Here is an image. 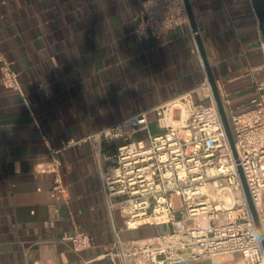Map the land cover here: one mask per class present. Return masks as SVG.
<instances>
[{
	"label": "crops",
	"instance_id": "1",
	"mask_svg": "<svg viewBox=\"0 0 264 264\" xmlns=\"http://www.w3.org/2000/svg\"><path fill=\"white\" fill-rule=\"evenodd\" d=\"M144 1L0 0V53L19 73L29 105L2 85L0 72V264H111L114 230L125 242L168 230L127 229L119 212L111 221L91 147L81 141L201 85L209 76L199 40L227 116L234 101L252 108L248 62L261 68L264 40L252 0H190L197 32L190 25L142 40ZM192 98L209 103L201 91ZM149 122L159 134L155 114ZM42 134L55 150L78 142L56 156L64 192L55 189L56 174L43 169L51 156ZM117 145L105 146V165ZM78 233L91 238L80 253L66 240Z\"/></svg>",
	"mask_w": 264,
	"mask_h": 264
},
{
	"label": "built area",
	"instance_id": "2",
	"mask_svg": "<svg viewBox=\"0 0 264 264\" xmlns=\"http://www.w3.org/2000/svg\"><path fill=\"white\" fill-rule=\"evenodd\" d=\"M190 25L184 0H145L137 33L147 40ZM191 34L195 38L197 33ZM261 53V68L248 62L255 88L252 108L228 116L236 157L208 77L194 90L81 141L91 147L111 221L119 212L127 229L144 224L168 227L164 233L131 242L114 230L111 264H179L227 254H239L237 264H264V79L257 77L259 71L264 73V40ZM0 72L2 85L18 92L29 107L19 73L2 53ZM196 91L209 100L207 105L194 103ZM151 114L157 117L159 134L151 132ZM42 139L51 156L43 169L56 174L55 189L64 192L62 162L56 156L78 142L68 141L55 150L43 134ZM109 143L118 145L113 162L105 165ZM66 240L76 253L91 247L86 233Z\"/></svg>",
	"mask_w": 264,
	"mask_h": 264
},
{
	"label": "water",
	"instance_id": "3",
	"mask_svg": "<svg viewBox=\"0 0 264 264\" xmlns=\"http://www.w3.org/2000/svg\"><path fill=\"white\" fill-rule=\"evenodd\" d=\"M184 1H185V4H186V7H187L190 24L193 27V29L197 32L198 27H197V24H196V20H195V16H194V12H193L192 6H191V2H190V0H184ZM252 1H253V5H254V9H255L256 15H257V17L259 19V22H260V25L262 27L263 34H264V0H252ZM199 45H200V50H201L202 56L204 58V62L206 64V68H207V71H208V76H209L210 82H211L212 87H213L215 99H216L217 105L219 107V110H220V113H221V116H222V119H223V122H224V125H225V129H226L228 138L230 140L234 155L236 157L237 155H236V149H235V142H234V137H233V134H232L230 122H229L228 116L226 114L225 108L223 106V103L221 101V98L219 96L218 89L216 87V84H215L214 78L212 76L211 70L208 67V63L206 61V54H205L204 48H203L200 40H199ZM240 172H241V170H240ZM241 175H242V173H241ZM242 179H243V182H244V186H245L246 192H247L248 197H249V193L247 191V186L245 184V179L243 178V175H242ZM249 200H250V206H251V209H252V212H253V215H254L258 230H260V226H259V223H258V220H257V215H256V212H255V208H254V205H253L250 197H249ZM263 246H264V242H263Z\"/></svg>",
	"mask_w": 264,
	"mask_h": 264
},
{
	"label": "rangeland",
	"instance_id": "4",
	"mask_svg": "<svg viewBox=\"0 0 264 264\" xmlns=\"http://www.w3.org/2000/svg\"><path fill=\"white\" fill-rule=\"evenodd\" d=\"M257 77H258V80H259V81H261V80L264 79L263 76H262V73H257ZM238 102H239V101H238ZM238 102L234 101V102H233V105H232V109L234 110V112H235L236 114H238L239 112H242V111H246V110H248V109L250 108V107H243V106H241V104L238 103ZM178 116H179V114L177 113V114H176V118H178Z\"/></svg>",
	"mask_w": 264,
	"mask_h": 264
}]
</instances>
